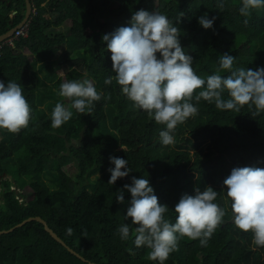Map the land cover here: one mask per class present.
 <instances>
[{
    "label": "trees",
    "instance_id": "trees-1",
    "mask_svg": "<svg viewBox=\"0 0 264 264\" xmlns=\"http://www.w3.org/2000/svg\"><path fill=\"white\" fill-rule=\"evenodd\" d=\"M219 3L223 10L217 8ZM32 5L36 14L31 15L27 37L15 40L13 47L5 45L0 54V81L5 86L9 81L20 84L32 109L29 126L18 134L0 129V231L41 217L92 263L159 264L148 259L151 249L135 246L136 225L125 217L131 194L124 185H130L132 177L146 178L158 202L168 206L164 217L170 223H175L174 207L181 196L195 195L197 187L216 190L214 202L226 210L206 247L199 239L180 238L178 250L164 264H264V247L253 244L250 231L234 225L223 184L235 167L264 168V113L252 117L247 106L239 112L219 110L214 102L197 103L193 98L198 114L179 123L170 133L174 143L165 146L160 132L167 130L166 125L135 108L115 80L105 84L115 73L102 40L103 35L130 26L136 11H157L179 29L181 46L193 58L198 76L205 80L212 74L227 76L228 71L216 72L225 53L235 57L233 70L264 68V7L245 17L239 11L242 0H34ZM206 13L209 19L216 17L211 29L198 23ZM25 15V0H0V36L18 26ZM61 27L64 32H52ZM61 51L63 59L55 60ZM37 60L46 68L44 94L57 99L48 109L53 111L58 102L70 108L68 100L58 95L59 86L87 79L102 93L92 112L70 109L72 118L52 128L51 115L39 106L40 78L33 69ZM110 157L126 159L130 170L114 185L108 183ZM67 166L74 169L71 184L63 174ZM44 175L51 176L53 185ZM95 175L99 177L94 181ZM82 190L90 197L88 203L78 198ZM121 190L123 204L116 201ZM124 224L130 227L127 240L118 231ZM68 228L73 229L71 235ZM0 264L88 263L52 238L43 224L31 222L0 236Z\"/></svg>",
    "mask_w": 264,
    "mask_h": 264
},
{
    "label": "clouds",
    "instance_id": "clouds-1",
    "mask_svg": "<svg viewBox=\"0 0 264 264\" xmlns=\"http://www.w3.org/2000/svg\"><path fill=\"white\" fill-rule=\"evenodd\" d=\"M261 7H264V0H242L239 11L247 17L251 10ZM217 8L223 10L224 4L219 3ZM215 19V16L209 19L206 13L198 18V23L204 29H211ZM244 23H248L247 19ZM178 32L166 15L141 9L132 15L130 26L119 27L102 37L111 53L112 72L115 73L105 79V84L115 80L135 108L145 111L157 124L166 125L167 130L160 132L163 145L173 144L170 133L179 123L198 114V108L191 102L193 98L197 103L201 99L214 102L219 110L239 112L247 106L252 117L264 113V68L233 70L235 57L225 53L219 58L216 72L230 74H212L205 80L194 71L193 58L185 54ZM197 89L203 90L194 95ZM58 95L68 100L70 108L62 102L56 103L51 113L54 129L72 118L70 109L90 114L94 102L102 97L87 79L62 83ZM31 112L21 85L9 81L5 86L0 81V129L18 134L29 126ZM109 159L115 167L108 169L111 173L108 183L114 185L118 179L127 177L130 170L126 159ZM223 184L234 225L242 232L250 231L253 244L264 247V168L235 167ZM124 189L131 194L125 217L131 218L132 225H136L134 244L151 249L148 259L159 264H164L170 253L178 250L180 238L199 239L201 246L206 247L226 215V210L214 202L218 192L210 186L203 191L195 188V195L181 196L174 207L177 214L174 224L165 219L168 206L158 202L148 179L132 177L131 184H125ZM116 201L123 204L122 190ZM66 231L71 235L73 229ZM118 231L122 240L129 238L128 224Z\"/></svg>",
    "mask_w": 264,
    "mask_h": 264
},
{
    "label": "rangeland",
    "instance_id": "rangeland-1",
    "mask_svg": "<svg viewBox=\"0 0 264 264\" xmlns=\"http://www.w3.org/2000/svg\"><path fill=\"white\" fill-rule=\"evenodd\" d=\"M67 25V24H66ZM69 25V24H68ZM20 52V51H18ZM17 52V53H18ZM64 55L63 51H61L56 57H55V60H62V56ZM83 63V61H80L79 65H81ZM42 67H44V65L37 60L36 63L33 64V69L39 74V83H38V95L40 96V98H42V102L39 101V106L43 109H45L47 111V114L48 115H51L52 113V110L48 109L47 106L49 105L50 102H56L57 99L53 98V97H49L47 96L46 94H44V92L46 91L45 90V82L43 81V76H44V73L46 72V68L43 69ZM63 69H64V73L68 71V66L67 65H64L63 66ZM93 83V81H91ZM41 100V99H39ZM66 108H68V106H65ZM115 116V115H114ZM112 120L110 119L109 121V126H110V129L112 130V132L114 133L115 132V129L113 128V122H111ZM1 140V139H0ZM115 166L112 164V167H109V168H114ZM108 168V169H109ZM108 174H111L108 170H107ZM63 174L65 175V179H67V181H69V183L71 184V181H72V177H74V169L71 167V166H67L63 169ZM7 178V176H4ZM97 177H99V175H95V177L92 178V180H96ZM43 179L49 184V185H53V180L51 178V176H43ZM64 179V181H65ZM55 188V186H54ZM89 193H91V189H88ZM78 198L81 199L82 202L84 203H88V201L90 200V197L82 191L79 192V195H78ZM20 199V198H19ZM20 201H23L22 199H20ZM0 203H2V201H0ZM86 263V262H84ZM89 264V263H88Z\"/></svg>",
    "mask_w": 264,
    "mask_h": 264
},
{
    "label": "water",
    "instance_id": "water-1",
    "mask_svg": "<svg viewBox=\"0 0 264 264\" xmlns=\"http://www.w3.org/2000/svg\"><path fill=\"white\" fill-rule=\"evenodd\" d=\"M25 4H26V15L24 20L18 25L13 27L11 30H9L8 32H6L4 35L0 36V43L4 42L5 40H7L8 38H10L15 31L18 28H21L26 22L30 21L31 18V14H32V3L30 0H25ZM31 222H39L41 224L44 225L45 230L52 236V238H54L58 243L62 244L71 254H73L74 256H76L78 259H80L83 262L89 263V264H97V263H92L88 260H86L84 257H82L80 254H78L75 250H73L72 248H70L48 225V223L42 219L41 217H30L26 220H24L23 222H21L20 224L16 225L15 227L9 229V230H2L0 231V236L3 235H7L10 234L12 232H14L15 230L22 228L23 226H25L28 223Z\"/></svg>",
    "mask_w": 264,
    "mask_h": 264
},
{
    "label": "built area",
    "instance_id": "built-area-1",
    "mask_svg": "<svg viewBox=\"0 0 264 264\" xmlns=\"http://www.w3.org/2000/svg\"><path fill=\"white\" fill-rule=\"evenodd\" d=\"M32 3L34 2V0H30ZM32 13L36 14V8L34 7V5H32ZM30 25V21L26 22L21 28H18L15 33L8 38L6 41H4L3 43H0V54L2 52V49L4 48L5 45L8 46H14V42L15 40L21 38V37H27L28 32H29V26Z\"/></svg>",
    "mask_w": 264,
    "mask_h": 264
},
{
    "label": "crops",
    "instance_id": "crops-1",
    "mask_svg": "<svg viewBox=\"0 0 264 264\" xmlns=\"http://www.w3.org/2000/svg\"><path fill=\"white\" fill-rule=\"evenodd\" d=\"M31 3H32V2H31ZM32 4H33V3H32ZM32 8H33V6H32ZM31 15H32V14H31ZM63 27H64V26H63ZM56 31H58V32H64V29H62V27H61L60 29H57V30H56V29H53V30H52L53 33L56 32ZM58 32H57V33H58ZM5 41H6V40H5ZM2 43H3V42H2Z\"/></svg>",
    "mask_w": 264,
    "mask_h": 264
},
{
    "label": "flooded vegetation",
    "instance_id": "flooded-vegetation-1",
    "mask_svg": "<svg viewBox=\"0 0 264 264\" xmlns=\"http://www.w3.org/2000/svg\"><path fill=\"white\" fill-rule=\"evenodd\" d=\"M7 86V85H6Z\"/></svg>",
    "mask_w": 264,
    "mask_h": 264
}]
</instances>
